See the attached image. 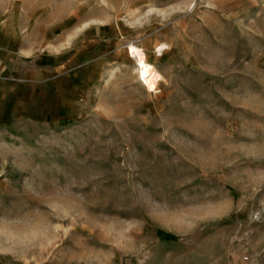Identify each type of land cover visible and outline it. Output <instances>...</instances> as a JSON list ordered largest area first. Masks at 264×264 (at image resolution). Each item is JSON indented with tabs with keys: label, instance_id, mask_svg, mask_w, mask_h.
Masks as SVG:
<instances>
[{
	"label": "rangeland",
	"instance_id": "obj_1",
	"mask_svg": "<svg viewBox=\"0 0 264 264\" xmlns=\"http://www.w3.org/2000/svg\"><path fill=\"white\" fill-rule=\"evenodd\" d=\"M16 15L44 68L0 117V264H264V0H0Z\"/></svg>",
	"mask_w": 264,
	"mask_h": 264
},
{
	"label": "crops",
	"instance_id": "obj_2",
	"mask_svg": "<svg viewBox=\"0 0 264 264\" xmlns=\"http://www.w3.org/2000/svg\"><path fill=\"white\" fill-rule=\"evenodd\" d=\"M14 18L6 23L0 20V117L19 116L36 108L33 95L38 92L41 98L42 94L43 61L39 55L33 62L30 51L34 43L26 32V21L18 15Z\"/></svg>",
	"mask_w": 264,
	"mask_h": 264
},
{
	"label": "bare ground",
	"instance_id": "obj_3",
	"mask_svg": "<svg viewBox=\"0 0 264 264\" xmlns=\"http://www.w3.org/2000/svg\"><path fill=\"white\" fill-rule=\"evenodd\" d=\"M132 56L137 62V68L139 70L141 80L146 85L150 86L152 90H154L157 85L156 81L151 84L152 80L156 75L154 66L152 64L147 63L144 53L138 48H133Z\"/></svg>",
	"mask_w": 264,
	"mask_h": 264
}]
</instances>
